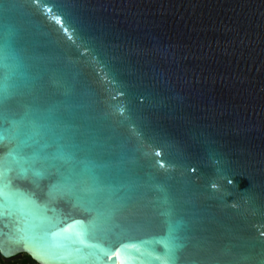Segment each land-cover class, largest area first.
<instances>
[{
  "label": "water",
  "instance_id": "water-1",
  "mask_svg": "<svg viewBox=\"0 0 264 264\" xmlns=\"http://www.w3.org/2000/svg\"><path fill=\"white\" fill-rule=\"evenodd\" d=\"M0 54L4 255L264 264V0H0ZM13 121L38 125L45 153L73 154L100 198L51 192L56 170L41 161L42 177L20 175L9 153L33 145ZM25 227L66 247L18 243Z\"/></svg>",
  "mask_w": 264,
  "mask_h": 264
},
{
  "label": "snow or ice",
  "instance_id": "snow-or-ice-1",
  "mask_svg": "<svg viewBox=\"0 0 264 264\" xmlns=\"http://www.w3.org/2000/svg\"><path fill=\"white\" fill-rule=\"evenodd\" d=\"M48 11H51V9H48ZM55 22L59 24L65 33L69 32L68 27L64 26V23L62 19L57 16L54 17ZM68 38L71 40V35L68 36ZM3 56L0 54V62H2ZM10 95V93L7 91V88L3 85L2 82H0V113H2L3 105L6 100V98ZM4 131L2 128H0V142H2L5 139ZM9 132H14V135L19 138L20 140V146L28 145L30 142L33 145L32 152L30 155L28 154H13L18 153L19 149L12 150L9 155L12 157V162L17 166L19 169V173L22 176H27V174L31 171L34 175V177H42L43 172L40 170H37L34 165L37 161L43 162V164L47 165L48 167H55L56 170V176H55V184L52 187L51 192H56L58 189L62 190H69L71 187L75 185H79L81 188V191L85 194L84 197L77 196L76 199L79 202L81 199H88L90 201L92 200H98L100 198L101 189L98 186V183L95 181L94 178L85 175L82 173L73 163V154L66 153L63 151L48 154L45 153L42 148L40 147V141L37 139V136L39 135L38 132V125L36 124H30V125H24L21 126L18 122L13 121L12 122V128L7 130ZM56 161H61V164H56ZM67 165V167H65ZM7 169H0V191H3V189L7 188L8 182H7ZM8 197L5 196V200H7ZM79 223V222H77ZM62 231H67V229H63ZM88 232V228L85 226L82 228L80 232H77L75 234V238L73 239V243H80L84 244L85 240L84 237ZM171 232L170 229L169 237L167 238L165 242V247L171 252L173 245L172 239H171ZM18 233V239L17 242L24 243L26 246H36V247H49L51 249H61L65 248L66 245L58 244L55 242V238L59 235V233L52 232L48 234L49 239L44 238H37L27 231V228H20L17 229ZM65 239H72L71 237H66ZM90 248H95V245H87ZM125 248L127 247H133L135 248L136 245H125ZM77 252H80L81 249L77 248ZM139 251V249H137ZM57 259L64 260L67 259L66 255H60L56 257ZM86 257H81V259H84Z\"/></svg>",
  "mask_w": 264,
  "mask_h": 264
},
{
  "label": "flooded vegetation",
  "instance_id": "flooded-vegetation-1",
  "mask_svg": "<svg viewBox=\"0 0 264 264\" xmlns=\"http://www.w3.org/2000/svg\"><path fill=\"white\" fill-rule=\"evenodd\" d=\"M0 264H39L27 252H16L4 255L0 250Z\"/></svg>",
  "mask_w": 264,
  "mask_h": 264
}]
</instances>
